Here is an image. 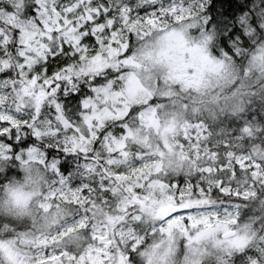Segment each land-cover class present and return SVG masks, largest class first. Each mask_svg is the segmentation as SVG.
I'll return each mask as SVG.
<instances>
[{
	"label": "snow or ice",
	"instance_id": "snow-or-ice-1",
	"mask_svg": "<svg viewBox=\"0 0 264 264\" xmlns=\"http://www.w3.org/2000/svg\"><path fill=\"white\" fill-rule=\"evenodd\" d=\"M262 113L264 0H0V264H264Z\"/></svg>",
	"mask_w": 264,
	"mask_h": 264
},
{
	"label": "clouds",
	"instance_id": "clouds-1",
	"mask_svg": "<svg viewBox=\"0 0 264 264\" xmlns=\"http://www.w3.org/2000/svg\"><path fill=\"white\" fill-rule=\"evenodd\" d=\"M26 175L20 172L19 176L13 175L10 180L5 181L6 187L0 186V221L23 222L29 219L27 212L31 210V202L28 209L23 206L25 194L31 190L26 183ZM15 189L19 191L17 196L13 197L12 190ZM17 200L20 202L17 203Z\"/></svg>",
	"mask_w": 264,
	"mask_h": 264
},
{
	"label": "trees",
	"instance_id": "trees-1",
	"mask_svg": "<svg viewBox=\"0 0 264 264\" xmlns=\"http://www.w3.org/2000/svg\"><path fill=\"white\" fill-rule=\"evenodd\" d=\"M254 110H255V109H253V112H254ZM262 115H264V113H262ZM249 117H252V113H249V114L245 117V119H247V118H249ZM241 123H242V121H239V120H237V121L227 120V121H225L224 125H222V126H224V127H228V128H232V129H235V128H237ZM75 166H76V163L73 162V167H75ZM78 182H79V177H76V178L74 179V183H77V184H78Z\"/></svg>",
	"mask_w": 264,
	"mask_h": 264
},
{
	"label": "bare ground",
	"instance_id": "bare-ground-1",
	"mask_svg": "<svg viewBox=\"0 0 264 264\" xmlns=\"http://www.w3.org/2000/svg\"><path fill=\"white\" fill-rule=\"evenodd\" d=\"M255 111V110H254Z\"/></svg>",
	"mask_w": 264,
	"mask_h": 264
}]
</instances>
